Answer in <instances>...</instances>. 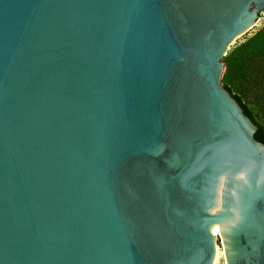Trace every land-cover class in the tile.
I'll return each mask as SVG.
<instances>
[{
  "label": "water",
  "instance_id": "1",
  "mask_svg": "<svg viewBox=\"0 0 264 264\" xmlns=\"http://www.w3.org/2000/svg\"><path fill=\"white\" fill-rule=\"evenodd\" d=\"M264 0H0V264H264V144L223 59Z\"/></svg>",
  "mask_w": 264,
  "mask_h": 264
},
{
  "label": "trees",
  "instance_id": "2",
  "mask_svg": "<svg viewBox=\"0 0 264 264\" xmlns=\"http://www.w3.org/2000/svg\"><path fill=\"white\" fill-rule=\"evenodd\" d=\"M223 62L222 84L258 127L255 139L264 144V116L258 101L264 102V27L232 49ZM249 97L257 101L250 102Z\"/></svg>",
  "mask_w": 264,
  "mask_h": 264
},
{
  "label": "rangeland",
  "instance_id": "3",
  "mask_svg": "<svg viewBox=\"0 0 264 264\" xmlns=\"http://www.w3.org/2000/svg\"><path fill=\"white\" fill-rule=\"evenodd\" d=\"M263 27H264V14H261L260 15V19L258 20V22L256 23V25L253 28H251L246 34L241 35V36L237 37V39H235V41L233 42V44L231 46V49L228 51V53L232 49H234L235 47H237L238 45L242 44L247 39H249L250 37H252L255 33H257ZM256 99L257 98L249 97L248 100L250 102H254ZM258 101L260 103L261 112H262V114L264 116V102L261 99H258ZM216 244H217V248H220L221 249L222 254H221L220 259L217 262H215V264H226L224 245L222 243V238H221L220 235L217 236V243ZM217 251H218V249H217Z\"/></svg>",
  "mask_w": 264,
  "mask_h": 264
},
{
  "label": "bare ground",
  "instance_id": "4",
  "mask_svg": "<svg viewBox=\"0 0 264 264\" xmlns=\"http://www.w3.org/2000/svg\"><path fill=\"white\" fill-rule=\"evenodd\" d=\"M209 227H210V229L213 231V233L216 236L220 235L219 232L216 230V228L214 226H209ZM217 249H218V251H217L218 254H217V258H216V261L215 262H217L220 259L221 254H222L221 249L220 248H217Z\"/></svg>",
  "mask_w": 264,
  "mask_h": 264
}]
</instances>
